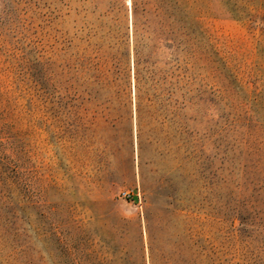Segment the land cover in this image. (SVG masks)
<instances>
[{
  "label": "rangeland",
  "instance_id": "374dc122",
  "mask_svg": "<svg viewBox=\"0 0 264 264\" xmlns=\"http://www.w3.org/2000/svg\"><path fill=\"white\" fill-rule=\"evenodd\" d=\"M172 21L0 0V264H264V0Z\"/></svg>",
  "mask_w": 264,
  "mask_h": 264
},
{
  "label": "trees",
  "instance_id": "16d2710c",
  "mask_svg": "<svg viewBox=\"0 0 264 264\" xmlns=\"http://www.w3.org/2000/svg\"><path fill=\"white\" fill-rule=\"evenodd\" d=\"M156 3V10L159 15L167 19H173L172 23L176 25L178 29V0H154ZM135 11H138V0H134ZM171 23V22H170ZM137 24V23H136Z\"/></svg>",
  "mask_w": 264,
  "mask_h": 264
},
{
  "label": "built area",
  "instance_id": "2783aa9c",
  "mask_svg": "<svg viewBox=\"0 0 264 264\" xmlns=\"http://www.w3.org/2000/svg\"><path fill=\"white\" fill-rule=\"evenodd\" d=\"M122 197L125 199H132V194L129 191H123Z\"/></svg>",
  "mask_w": 264,
  "mask_h": 264
}]
</instances>
